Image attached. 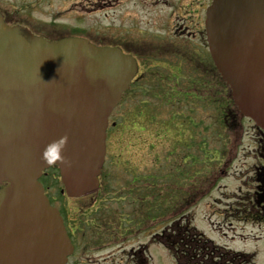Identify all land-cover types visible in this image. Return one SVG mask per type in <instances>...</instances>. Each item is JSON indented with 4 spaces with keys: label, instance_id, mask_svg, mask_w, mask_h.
Here are the masks:
<instances>
[{
    "label": "water",
    "instance_id": "95a60500",
    "mask_svg": "<svg viewBox=\"0 0 264 264\" xmlns=\"http://www.w3.org/2000/svg\"><path fill=\"white\" fill-rule=\"evenodd\" d=\"M205 32L234 104L264 129V0H212ZM136 70L119 48L47 41L0 15V264H65L72 247L37 179L54 165L67 196L96 188L108 117Z\"/></svg>",
    "mask_w": 264,
    "mask_h": 264
},
{
    "label": "rangeland",
    "instance_id": "374dc122",
    "mask_svg": "<svg viewBox=\"0 0 264 264\" xmlns=\"http://www.w3.org/2000/svg\"><path fill=\"white\" fill-rule=\"evenodd\" d=\"M26 1L0 0V11L9 20L17 19L20 23L42 27L46 32L61 29L74 33L73 27L79 26L85 30L82 34L87 37L98 40L122 38L127 45L123 49L142 65L139 77L128 91L126 102L117 106L109 119V123L119 119L120 125L117 131L109 134L115 136L110 139L108 155L111 159H107L106 169L111 167L110 161L117 155L118 159L130 160V166L138 168L139 172L155 173V228H145L143 237L139 238V242H143L145 248L147 246L146 256H150L152 264H264V221L243 220L247 206L243 197L245 187L239 188L249 176H254L248 169L252 161L248 157L246 159L254 132L252 123L228 126L219 119L215 105L208 101L209 95L194 90L196 82L191 80L207 79L198 74L200 65L197 60L192 63L187 58L181 60L179 57L184 51L182 46L187 45L186 53H190V50L204 53V50L189 40L180 42V31H172L170 26L159 28V18H166L169 8L155 6L152 4L154 0H129L128 5H123L124 0L122 6L112 10L106 7L121 0H57L54 6H59L58 9L50 10L46 6L27 14L25 9L17 12L15 8H22V2L26 7ZM97 7L101 9L93 11ZM196 8L192 6V9ZM57 11L64 17L63 28L49 23L50 14ZM104 13L108 20H105ZM74 15H82L83 21L75 25ZM173 18L167 20L171 26H174ZM109 26H113V29L109 30ZM173 70L177 76L174 80L177 88L190 89L187 92L190 103L186 101L187 98L183 97V100L171 92L169 71ZM196 94L201 96L202 101L196 99ZM169 96H173L174 102ZM223 106V111L235 108L227 89L224 91ZM174 125L185 127V132L178 135ZM190 153L197 155L199 161L185 160ZM116 166L112 180L118 184V181L123 182V165ZM219 171L227 172L226 179L217 184L221 186L223 183L226 187L225 190L221 189L223 201L212 205L209 197H220L217 191H213L190 204L189 192L199 196ZM50 175L56 177L53 181L47 180L56 208H64L68 215L73 216L77 212L76 207L89 205L90 198L81 201L74 198L68 203L58 198L60 181L56 171L51 170ZM114 209L116 206L112 204L109 212L114 214ZM192 229L205 239L201 244L207 254H204L202 262L194 259L190 253L179 250L177 243H172L175 235L181 233L199 240ZM153 232L155 238L153 244H149ZM124 244L120 241V247ZM79 256L91 258L84 251ZM69 264L75 262L70 260Z\"/></svg>",
    "mask_w": 264,
    "mask_h": 264
},
{
    "label": "flooded vegetation",
    "instance_id": "af4514ba",
    "mask_svg": "<svg viewBox=\"0 0 264 264\" xmlns=\"http://www.w3.org/2000/svg\"><path fill=\"white\" fill-rule=\"evenodd\" d=\"M123 1L124 0H121L110 6L108 5L106 8L108 10L114 8L117 9L122 6ZM26 2V7H24L22 2V8H15V10L21 13L25 9V14H27L30 11L37 9L41 10L46 6L49 7L50 10L59 8V6H54L57 4V0H27ZM128 2L129 0H125L123 5H128ZM210 2L211 0H154L152 4L155 6H167L170 10L166 18H159L158 25L160 29H166L162 27L170 26L172 31H180V33H178L180 42L189 40L190 43L198 44L204 50V53L203 51L198 52L195 50H190V53H186L185 50H187V45L182 46V50L184 51L179 57L181 60L187 58L189 61H193L192 63L197 60L200 65L198 68V74L200 73L201 77L207 79V81L191 80L193 83L196 82L194 90L199 94L209 95L208 101L210 104L215 105L217 115L220 116L219 119L228 126L235 125V123L240 125L243 122L251 124L249 120L242 118L235 108L231 111H229V109H224L223 111L224 91L225 89L228 90V88L225 87L223 80L211 60L204 32L205 11ZM193 5L198 9H192ZM100 9L101 7H97L93 9V11ZM70 11L73 10L71 9ZM0 13L7 25L18 26L35 36L42 37L49 41L66 38H79L88 41L94 46L119 47L122 49L124 46H127L125 40L122 38L118 40L112 38H109V40H104L105 38L98 40L93 37H87L82 34V31L85 30L79 26L73 27L74 33L61 29H57L53 32H46L42 27L31 26L23 22L20 23L17 19L9 20L2 11H0ZM50 15V25L54 24L56 27L63 28L61 25L64 23V17H61V12H53ZM72 15L73 14L70 16ZM174 15H176V17H174ZM104 18L105 20L109 19L106 13H104ZM172 18L174 19V26H171V24L167 22V20H171ZM82 21V15H74L75 25ZM112 29L113 26H109V30ZM169 72L172 77L169 76V84L172 87V89L170 88L171 92L175 97H180L183 100H185L183 97L187 98L186 101L189 102L187 92H190V89L182 90L177 88V84L174 82V80L177 79V76L174 74V70ZM199 94H196L198 96L196 99L202 101ZM171 98L174 102L173 96H171L170 99ZM181 115L183 116V114ZM181 127L182 126L180 125L179 127H175L178 129V135L185 132V127ZM251 127L254 132L250 139L248 146L250 150L249 155H246V159L248 157L252 161V164L248 169L254 176H249L246 182H242L244 183L243 185H239V188H243V186L245 187L243 197L247 203L246 211H244V215L242 216L241 214V216L244 221L253 220L254 222H261L264 221V130L258 129L252 124ZM110 128H114V130L117 131L114 123H112L109 129ZM109 129L106 137L105 161L99 175V187L94 193L85 197L77 198L79 201L90 198L89 205L87 206V203L86 207L84 205V207H76L75 210H77V212L74 213L73 216L68 215V212L64 208L58 207L63 219V224L73 246V251L69 256L67 264H69L70 260H72V263L75 262V264H152L153 261L150 259V256H146L147 246L145 248L144 243L139 242V238L143 237L145 228L149 226L155 228V173L139 172L138 168L130 166V160L118 159L117 155L112 157L113 159L110 161L111 167L106 169L107 159H111L108 155L111 146L110 139L115 136L109 135ZM200 153L202 154V151ZM187 159H193L196 162L199 161L196 160L198 159L197 155L193 153L187 154L185 160ZM116 164L123 165L121 178L123 179V182L118 181V184L114 183L112 180V173L115 168L117 169ZM181 173L182 170L179 171V174ZM217 174L218 176H213L211 180L212 182L208 184V187L199 196L195 193L189 192L188 197L190 204L208 196L213 191H217L220 197L213 199L209 197L212 205H218L223 201L221 198V196H223L221 195L223 194L221 189L225 190L226 187L225 185L223 186V183L221 186H217V184L226 179L227 172L219 171ZM43 186L45 193L49 200H51V195H49L52 190L51 186L46 183L43 184ZM69 201H71V199L65 198L64 202L68 203ZM112 204H115L116 206V209H114L116 212L114 214L109 212V210H112ZM192 233L195 237L200 236L199 233L194 230H192ZM152 237L153 238L150 240L149 244H153L155 232L152 233ZM192 237V235L178 234L174 237L175 240L173 243H177V239L179 238V244L180 240L183 239L184 246L179 248V250L190 253L194 259H198L199 262H202L204 254H207V252H205L204 246L201 248L194 247ZM120 241L125 242L121 247ZM82 251L89 253L91 258L89 256L80 258L79 254Z\"/></svg>",
    "mask_w": 264,
    "mask_h": 264
},
{
    "label": "trees",
    "instance_id": "16d2710c",
    "mask_svg": "<svg viewBox=\"0 0 264 264\" xmlns=\"http://www.w3.org/2000/svg\"><path fill=\"white\" fill-rule=\"evenodd\" d=\"M125 98L126 97H124V102H125ZM138 114H140L138 111H136ZM178 240H179V238L177 239V245H178V247H183L184 246V243H183V239H181L180 240V242H179V244H178ZM192 242H193V244H194V247H197V248H201L202 246H203V244H201V243H196V242H201V240L199 239V240H195V239H192ZM173 243V242H172ZM168 243H164V245H167ZM171 244V243H170ZM169 245V244H168ZM167 245V246H168ZM170 247V246H169Z\"/></svg>",
    "mask_w": 264,
    "mask_h": 264
},
{
    "label": "clouds",
    "instance_id": "9594fccd",
    "mask_svg": "<svg viewBox=\"0 0 264 264\" xmlns=\"http://www.w3.org/2000/svg\"><path fill=\"white\" fill-rule=\"evenodd\" d=\"M63 144H64L63 139H62L59 143H56V144H55V147H56V149H57L58 152H59L60 150H62V148H63Z\"/></svg>",
    "mask_w": 264,
    "mask_h": 264
}]
</instances>
